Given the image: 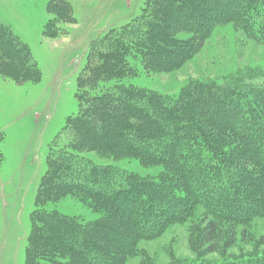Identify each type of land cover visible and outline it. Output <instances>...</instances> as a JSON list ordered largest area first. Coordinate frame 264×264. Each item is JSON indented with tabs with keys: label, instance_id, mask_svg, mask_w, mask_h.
Segmentation results:
<instances>
[{
	"label": "trees",
	"instance_id": "obj_1",
	"mask_svg": "<svg viewBox=\"0 0 264 264\" xmlns=\"http://www.w3.org/2000/svg\"><path fill=\"white\" fill-rule=\"evenodd\" d=\"M68 8L52 12L70 22ZM145 13L146 30L134 26L136 21L111 30L88 55L78 81L79 112L69 120L66 142L48 156L36 195L25 264H125L139 241L183 222L189 203L212 216L198 243L208 254L235 247L237 225L264 217V85L240 91L194 82L173 101L122 83L135 76L128 57L140 55L153 72H174L218 26L235 25L264 44V0H147ZM179 33L190 34V40H179ZM0 35V55L8 58L0 65L11 74V61L19 60L22 48L2 27ZM202 123L235 134L248 154L241 166L259 172L260 179L235 164L239 173L229 175L214 162L217 152ZM225 136L216 134V139L226 142ZM85 153L135 159L164 171L158 181L142 179L91 164L81 156ZM238 182L240 190L235 189ZM66 196L86 203L101 218L84 222L46 208ZM243 205L247 208L241 211ZM253 261L244 264H264V256Z\"/></svg>",
	"mask_w": 264,
	"mask_h": 264
},
{
	"label": "rangeland",
	"instance_id": "obj_2",
	"mask_svg": "<svg viewBox=\"0 0 264 264\" xmlns=\"http://www.w3.org/2000/svg\"><path fill=\"white\" fill-rule=\"evenodd\" d=\"M146 4L147 0H0V27L22 48L19 60L11 61V67H15L11 74L8 70L3 72L0 65V72L10 77L0 74V264H25L36 195L48 156L66 142L70 136L69 120L79 112L78 81L89 53L100 47L97 45L111 30L118 31L133 21L134 26L146 30ZM64 7H69L70 22L52 12V8ZM190 37L188 33L177 36L179 40ZM0 57L2 61L4 57ZM127 62L135 67V76L123 81L124 85L173 101L194 82L240 91L264 85V44L250 39L232 24L216 27L202 49L174 72L145 69L137 54L128 57ZM29 76L34 79L28 80ZM112 83L103 86L110 87ZM235 125L242 124L237 120ZM202 126L217 152L214 162L228 170L229 175L239 173L232 168L234 164L260 175L241 166L240 161L244 162L248 154L235 134L220 125ZM216 134L219 138L226 135V142L219 143ZM81 156L91 164L111 166L142 179L158 181L164 171L162 166L145 167L135 159H113L94 153ZM171 175L169 171L168 176ZM256 183L257 180L252 181ZM241 186L238 182L235 189L240 190ZM85 204L66 196L46 208L84 222L101 218ZM187 207L189 212L183 222L166 227L149 241H139L137 253L125 264H244L263 258L264 217H253L237 225L239 238L235 247L208 254L198 243L212 216L194 203ZM246 208L243 205L241 211Z\"/></svg>",
	"mask_w": 264,
	"mask_h": 264
}]
</instances>
